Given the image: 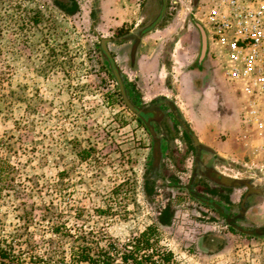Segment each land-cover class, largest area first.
I'll return each mask as SVG.
<instances>
[{"label": "rangeland", "instance_id": "rangeland-1", "mask_svg": "<svg viewBox=\"0 0 264 264\" xmlns=\"http://www.w3.org/2000/svg\"><path fill=\"white\" fill-rule=\"evenodd\" d=\"M74 1L76 5H67V0H0V248L12 245V264H27L31 255L62 264V259L69 262L73 247L86 245L95 254L112 248L113 264H123L120 257L130 251L134 239L155 227L158 254L171 252L175 264H238L236 251L250 244L258 246L253 252L262 257L264 217L253 222L246 213L239 216V205L228 201L232 189L207 178V151L200 153L202 177L189 179L194 147L172 110L164 107L163 123L169 129L158 121L157 132L130 113L100 51V38L121 39L109 43V49L137 107L147 109V90L155 95L156 87L165 84L175 108L181 107V112L176 108L180 119L185 124L190 118L199 121L205 98L217 112L224 96L218 91L221 58L214 55L219 48H210L205 66L212 77L211 94H204L203 80L196 78L200 105L189 89L188 72L197 66L201 52L196 24L202 25V0L166 5L162 23L136 46L129 42L130 33L148 27L153 17L147 5L117 30L100 25L95 15L99 5L92 0ZM160 6L154 5L153 15ZM61 7L76 12L70 15ZM35 13L37 25L32 22ZM138 59L144 75L137 76ZM160 70L164 76L155 78ZM232 102L235 108L234 97ZM164 134L165 142L172 141L174 164L170 159L157 162V139ZM83 151L88 152L86 159L80 156ZM183 162L186 168H180ZM218 166L214 161L212 168L218 171ZM235 177L264 188V169ZM190 181L195 195L208 197L214 207L224 205L240 218L234 232L218 212L193 200L186 190ZM246 191L240 188L243 195ZM250 201L249 208L264 198L254 195ZM166 205L174 217L169 226H162L158 218ZM207 237L215 243L210 250H205ZM154 260L161 263L157 256ZM3 261L8 263L0 264Z\"/></svg>", "mask_w": 264, "mask_h": 264}, {"label": "crops", "instance_id": "crops-1", "mask_svg": "<svg viewBox=\"0 0 264 264\" xmlns=\"http://www.w3.org/2000/svg\"><path fill=\"white\" fill-rule=\"evenodd\" d=\"M92 1L93 3H95V0ZM97 1L99 6L96 8V12L98 13V17L100 19V25H112L118 28L117 30H121L123 26H125L128 22L132 21L133 17H131V14L139 12V10L141 9V2L139 0H138L139 4H136L132 0H97ZM146 10H148V15L153 17L151 18L149 24L146 26L153 25L154 27H157L162 23V21L161 23L160 21L155 22L157 19V15H156L157 13L153 15L155 10L154 5H149V6L147 5ZM201 26L206 33L204 26L203 25ZM154 27L150 31H148L145 35H143L138 42H136V40H133V38L131 37L133 36L136 37V35L139 33L140 30L134 33H130L131 35L129 38V42H133L134 46H136L140 42L142 43L146 38H148L147 36L148 33H151L153 30H155ZM109 51L111 52L110 49ZM209 56L210 53L205 55V62L203 63V67L206 66V63L210 62ZM141 65H142V61L138 59V61H136L137 76L142 74L144 75L145 71L144 68L143 69L141 68ZM164 74L161 73V70L157 71V76L155 78L158 77L159 79H162ZM188 75H189L188 76L189 79H192L189 89L191 88L193 94H195L194 97L195 101H197L201 105V101H202L201 98L196 96L198 89L200 88H198L199 86L197 87L195 79L197 78L203 80L204 90H205L204 94L208 96L209 93L211 94L210 90H212L211 74L207 70V67H205L204 71H201L200 67H197L189 71ZM217 75L219 79L218 87L220 88V90L218 89V91L219 93L221 92V94L222 93L224 94V96L221 95V98L219 100L220 109H218V111L216 112L213 108H211L210 104L208 103V100L205 98L204 106L203 108L201 107L204 111V118L199 121L196 120L195 118H190L188 119V121L185 122L188 128L190 129V131L193 132L194 135L197 137L200 144L208 150L207 152L210 155V158L213 159L214 161L219 162V166L216 167V169L222 175L230 178H237L235 176L244 174L251 170H263L264 169V136H259L256 133L249 134L247 130H244L241 127L237 117L236 109L234 108V104L232 102L230 91L228 90L225 81L222 79V77H220V73H218ZM162 85L160 87L159 86L156 87L158 93H156L155 95H151V91L149 90H147L146 94L149 100V105L158 103L150 107H156V110L162 113L160 115L161 118H158L154 122L160 121L164 129L168 130L169 129L168 125H164L163 123L166 121L165 120L166 118L164 119V112L162 111V109H164L163 107L164 105H166L167 102L173 104L172 99L170 98L172 93L170 87H168L169 85L167 87L165 86V84ZM151 90H153V88ZM184 97H186L187 100V107H190L191 99H192L190 92H187V94L185 93ZM160 101H162V103H159ZM182 106L186 107V103L185 104L183 103ZM177 107L179 112H181V107H179V105H176V108ZM159 108L162 109L160 110ZM199 108L200 107H197L198 110ZM188 124L190 125V127ZM179 128L181 129V131L183 130L181 127ZM165 139H168L166 134L161 136L160 139H157L158 141L157 147L159 151L158 153L159 157L157 162L161 164V162H164L166 159H170V162L174 164L176 163V161H174V158L171 157L172 154L174 153L172 152V143H171L172 141L169 140L167 143L165 142ZM184 163L185 162L182 163L180 168H186V165ZM228 172H232V175L228 174ZM242 196L243 194L240 192V189L238 188L232 189V192L228 196V201L233 206L239 205V210H240V203ZM220 206L224 207V205L222 204H220ZM251 210H257V211L254 214H250ZM246 211H245L246 213L245 218L249 220L251 219L253 222H258V221L260 222L264 217V202L256 206H253L251 208L247 207Z\"/></svg>", "mask_w": 264, "mask_h": 264}, {"label": "built area", "instance_id": "built-area-1", "mask_svg": "<svg viewBox=\"0 0 264 264\" xmlns=\"http://www.w3.org/2000/svg\"><path fill=\"white\" fill-rule=\"evenodd\" d=\"M198 21L221 58L222 79L241 127L264 136V0H202ZM221 51L222 54L219 55ZM218 53V54H217ZM255 244L236 251L238 264H264Z\"/></svg>", "mask_w": 264, "mask_h": 264}, {"label": "trees", "instance_id": "trees-1", "mask_svg": "<svg viewBox=\"0 0 264 264\" xmlns=\"http://www.w3.org/2000/svg\"><path fill=\"white\" fill-rule=\"evenodd\" d=\"M62 8V7H61ZM73 8V6H72ZM64 9V8H62ZM66 13L72 15L76 12V8L74 9H64ZM32 22L34 25H37L40 22V19L38 18V14H34L32 17ZM105 62V61H104ZM106 66L108 67V64L105 62ZM88 152L83 151L80 156L82 159L85 156H87ZM85 155V156H84ZM251 197L247 198L245 207L247 209L248 205L250 204ZM249 202V203H248ZM215 212H218L216 209H214ZM221 218H223L226 221V218L223 214H220ZM240 216V214H239ZM174 212L171 210L170 206L167 205L163 211L161 212L158 222L162 226H169L173 220ZM234 220L230 223H227L228 226L233 230V224ZM262 232L264 233V228H261ZM55 233H58V230H55ZM251 232V231H250ZM253 236H256L257 230H252ZM208 240H211L214 242V239L209 238ZM158 233L157 229L155 227H148L143 232L140 233L138 237H136L131 245L130 251H127V253L122 254L120 257L123 264H156V261L154 258L157 256V258L161 261L160 264H175L173 263V254L169 251H165L158 254ZM112 249V248H110ZM110 249L108 251L99 250L97 253H92L91 247H88L86 245L80 246V247H73L70 249L69 255V262H65V259H62V264H113L115 262L113 256L114 254L111 252H114V249L110 252ZM146 252V253H142ZM150 252V253H148ZM15 259V256L13 254L12 245L7 246L6 250H3L0 248V260L8 261V263H5L3 261L2 264H12V260ZM29 261L27 264H59L60 262L54 260L52 257H48L46 261H42L39 256L37 255H31L28 257Z\"/></svg>", "mask_w": 264, "mask_h": 264}, {"label": "water", "instance_id": "water-1", "mask_svg": "<svg viewBox=\"0 0 264 264\" xmlns=\"http://www.w3.org/2000/svg\"><path fill=\"white\" fill-rule=\"evenodd\" d=\"M164 10H165V5H163V9L161 10V17L164 14ZM154 26L150 25L147 28H145L144 30H142L140 33H138L136 35V39H140L143 35H145L148 31H150ZM196 27L199 31L200 34V39H201V52H200V56H199V62H201L202 60H204L205 55H206V51H207V36L206 33L204 31V29L202 28L201 25L196 24ZM100 51L103 54V58L106 61V63L108 64V67L110 68V72L112 74V77L116 83V86L118 88L120 97L122 99V102L124 103V106L126 107V109L132 113L133 115L142 118L145 121L151 122V121H155L158 118H161V112L156 110V107H150L147 109H141L139 107H137L135 104H133V102L130 100L128 94H127V90H126V86L123 80L122 75L119 73L118 67L114 61V58L111 54V52L109 51L108 45L109 43L112 42H116V41H121V39H111V38H100ZM166 105H168L170 107V109L172 110V113L174 115L175 120L177 121V123L180 125V127L186 132V134L189 136V138L191 139L192 143H193V147L195 148V163H196V167H198V163H200V153L201 151H208L205 147H203L200 142L198 141L197 137L194 135V133H192L189 128L187 127V125L180 119V117L177 114V110L175 108V106L171 103H166ZM206 172H207V178L214 183L215 185H218L220 187L226 188V189H240V188H246L247 191L246 193L243 195V198L241 200L240 203V215L241 217H244L245 215V211H246V200L247 198L251 197V196H259V197H263L264 198V188H254L252 187V185L248 182V181H244L241 179H237V178H230V177H226L224 175H222L221 173H219L218 171H216L215 169H213L211 167V169H207L205 168ZM205 177L206 174L204 173Z\"/></svg>", "mask_w": 264, "mask_h": 264}, {"label": "flooded vegetation", "instance_id": "flooded-vegetation-1", "mask_svg": "<svg viewBox=\"0 0 264 264\" xmlns=\"http://www.w3.org/2000/svg\"><path fill=\"white\" fill-rule=\"evenodd\" d=\"M139 1L141 2V5H161L159 7L160 10L158 12L157 19L155 21V22L160 21V23H161V21H163L164 16H165V10H164L163 16L161 17V15H160L161 10L163 9V5L166 6V5H178L179 4L178 0L177 1L173 0L172 2H171V0H157V1H155V0H139ZM67 5H76V4H75L74 0H67ZM95 5H98V1L97 0H95ZM165 9H166V7H165ZM95 15H96V11H95ZM209 50H210V46H209V41H208V37H207V51H206V55L209 53ZM197 62H198V63H196L197 66L195 68L200 67V69H201V67L203 66V63L205 62V58L201 62H199V61H197ZM159 103H162V101H160ZM155 104H158V103H154L152 105H155ZM152 105H149L148 107H145V108H150V106H152ZM164 107L168 108L169 106L168 105H164ZM159 109L161 110L162 108H159ZM168 109L171 111L170 107ZM162 111L164 112V119H165L166 112L164 111V109H162ZM143 122L146 124V126L151 128L154 132H157L158 128L156 127V122H148V121H145V120H143ZM165 122H167V121H165ZM182 134L187 135L184 130H182ZM171 157H173V154H172ZM202 162L198 163V168H197L196 167V163H195V148H194V156H193V161H192V166H191L192 171H191V175H189V179L191 181L193 179H196V178L200 180V178L202 177V176H200V171H204V169L202 167H203V165H205V163L204 162L202 163ZM213 165H214V160L210 159V161H208V163L206 164V166H207L206 168L207 169H211V167ZM147 183H150V181H148ZM193 185L194 184H192V182H191L190 185L186 187V190L189 192L190 196L193 198L194 201H196L201 206H203L206 209H208V211H210V210L214 211V209H216L219 214H223L224 215V217L226 218V222L227 223L231 224L232 220H234L235 222L240 221V218H236L232 213L229 212V209H226L225 207H222V206L221 207H214L213 204L211 203V199H207L208 197L195 195L193 193V187H192ZM242 198H243V196H242ZM242 198H241V200H242ZM227 208H228V206H227ZM207 239H208V237L204 241V243L206 244L205 250H210L213 247H215V243L213 241L207 240Z\"/></svg>", "mask_w": 264, "mask_h": 264}]
</instances>
